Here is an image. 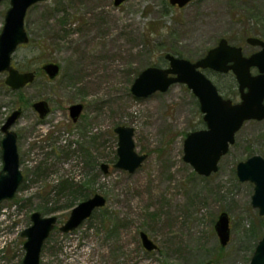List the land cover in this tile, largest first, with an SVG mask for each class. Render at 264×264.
Wrapping results in <instances>:
<instances>
[{
  "label": "rangeland",
  "instance_id": "rangeland-1",
  "mask_svg": "<svg viewBox=\"0 0 264 264\" xmlns=\"http://www.w3.org/2000/svg\"><path fill=\"white\" fill-rule=\"evenodd\" d=\"M9 8V0L0 4V34ZM25 27L30 41L13 63L36 80L13 91L0 73V140L7 118L22 109L13 130L24 176L15 197L0 205V264H22L21 234L35 212L58 218L40 264H250L264 216L252 206L255 185L241 182L236 169L264 157V121L246 122L218 171L202 176L184 161L187 136L205 128L192 91L177 83L137 98L131 87L147 68H168L166 54L196 62L222 38L255 51L247 38L264 40V0H193L183 8L169 0L119 7L114 0H47L28 10ZM46 63L60 64L56 79L42 70ZM205 74L224 97L239 101L232 74ZM39 101L50 108L44 119L33 107ZM74 104L84 105L77 123ZM118 126L134 128L136 152L148 156L132 174L113 167ZM102 164L110 166L107 174ZM95 194L106 205L73 232L60 231ZM224 212L230 240L222 247L215 226ZM141 232L158 249L147 251Z\"/></svg>",
  "mask_w": 264,
  "mask_h": 264
},
{
  "label": "water",
  "instance_id": "water-1",
  "mask_svg": "<svg viewBox=\"0 0 264 264\" xmlns=\"http://www.w3.org/2000/svg\"><path fill=\"white\" fill-rule=\"evenodd\" d=\"M4 0H0V4ZM5 22L0 34V73L6 74L5 84L13 91H18L33 84L36 80L34 71L22 72L13 63L17 49L29 43L25 19L28 10L40 2L47 0H9ZM127 0H114L119 7ZM193 0H169L172 6L185 7ZM248 42L253 45L264 42L250 37ZM168 68L149 67L138 76L131 87V92L137 98H147L157 92H167L177 83L185 84L198 98L200 110L204 115L207 128L190 133L184 142V161L189 163L199 175L210 176L218 171L219 161L235 143L236 134L250 120H264V50L249 58L245 57L242 49L229 45L226 39H221L219 45L211 49L207 55L191 62L171 54H166ZM251 67H258L260 73L252 76ZM204 69H212L222 73L232 71L238 81L241 100L233 103L224 99L216 85L203 73ZM44 73L54 80L61 71L58 63H46L42 66ZM247 90V91H246ZM34 109L41 119L46 118L50 108L46 101L34 104ZM84 110L83 104L70 107V117L78 122ZM22 109L15 110L1 127L4 137L0 141L3 168L0 172V205L12 200L24 176L20 170V157L17 145V134L12 130L22 115ZM118 136L117 157L115 169L130 174L139 169L147 159V155L136 152L135 129L118 126L114 129ZM105 174L110 166L102 164ZM237 175L241 182H252L255 192L252 196V206L264 216V157L254 155L237 165ZM106 205V198L95 194L92 198L75 207L67 222L60 228L63 233H71L88 220L93 213ZM32 225L26 228L21 236L24 243L25 256L22 264H40L41 252L45 241L57 224L56 216L44 217L35 212L31 216ZM222 247L230 240V219L227 213H222L215 226ZM143 247L154 251L158 246L145 232L140 233ZM205 264H212L207 262ZM250 264H264V237L257 245Z\"/></svg>",
  "mask_w": 264,
  "mask_h": 264
},
{
  "label": "flooded vegetation",
  "instance_id": "flooded-vegetation-1",
  "mask_svg": "<svg viewBox=\"0 0 264 264\" xmlns=\"http://www.w3.org/2000/svg\"><path fill=\"white\" fill-rule=\"evenodd\" d=\"M169 3H170V2H169ZM171 6H172V5H171ZM249 38H250V37H249ZM254 38H255V37H254ZM222 39H223V38H222ZM260 40L264 42L263 39L260 38ZM220 41H221V39H220ZM220 41H219V42H220ZM228 43H229V45H231V46H235V45L231 44L229 41H228ZM247 43H248L249 45H252V46H254L255 48H257L255 51H252L250 54H246V53L244 52L243 48H242V47H239V48L242 49V53H243V55H244L245 57H247V58H249V57H251V56H253V55H255V54H258V53H260V52H262V51L264 50V46H263L262 44H258V45L250 44V43L248 42V38H247ZM218 45H219V43H218ZM218 45H217V46H218ZM217 46H216V47H217ZM235 47H238V46H235ZM212 49H213V48H212ZM209 51H210V50H209ZM209 51H208V52H209ZM208 52H207V53H208ZM207 53H206V55H207ZM206 55H205V56H206ZM205 56H203L202 58H204ZM164 58H165V56H164ZM202 58H201V59H202ZM165 60H166V59H165ZM199 60H200V59H199ZM166 61H167V60H166ZM197 61H198V60H197ZM202 71H203L204 74H205L206 71H211V72H215V73H218V74H232V75L234 76L235 82H236V84H237V95L239 96V101L236 102V101H234V100L231 99V98L224 97V96L222 95V93L220 92L219 88H218L217 86H216V87H217V89H218L220 95H222V97H223L224 99H231V100L233 101V103H239V102H240V100H241V99H240V98H241V93H240V90H239V84H238V81H237V78H236L235 74H234L232 71H229L228 73H222V72H218V71H215V70H212V69H204V70H202ZM250 73H251L252 76H257V75H259L260 71H259L258 67H251V68H250ZM205 75H206V74H205ZM209 79H210V78H209ZM210 80H211V79H210ZM211 81H212V80H211ZM212 82H213V81H212ZM213 83H214V82H213ZM246 91H247V90H246ZM194 96H195V95H194ZM195 97H196V96H195ZM196 98H197V97H196ZM197 100H198V98H197ZM198 103H199V101H198ZM199 106H200V104H199ZM69 111H70V109H69ZM200 111H201V110H200ZM202 114H203V113H202ZM71 119H72V118H71ZM203 121H204V115H203ZM250 121H252V120H250ZM255 121H257V120H255ZM262 121H264V120H262ZM74 123H75V122H74ZM76 123H77V122H76ZM204 125H205V128H203V129H206L207 126H206V123H205V122H204ZM243 126H244V125H243ZM12 130H13V128H12ZM201 130H202V129H201ZM13 131H14V130H13ZM197 131H198V130H197ZM14 132H15V131H14ZM1 133H2V131H1ZM2 134H3V137H4V133H2ZM236 135H237V134H236ZM3 137H2V138H3ZM235 140H236V137H235ZM0 141H1V140H0ZM17 141H18V136H17ZM234 144H235V143H234ZM234 144H233V145H234ZM228 152H229V151H228ZM1 156H2V155H1ZM260 156H261V155H260ZM223 157H224V156H223ZM250 158H251V157H250ZM248 159H249V158H248ZM248 159H247V160H248ZM245 161H246V160H245ZM219 162H220V161H219ZM242 162H244V161H242ZM239 163H240V162H239ZM239 163H238V164H239ZM238 164H237V165H238ZM218 165H219V164H218ZM236 173H237V169H236ZM212 174H213V173H212ZM237 176H238V175H237ZM206 177H207V176H206ZM238 178H239V177H238ZM239 180H240V179H239ZM248 182H249V181H248ZM253 184H254V183H253ZM254 192H255V187H254ZM258 211H259V210H258ZM42 216H43V215H42ZM44 217H49V216H44ZM57 219H58V218H57ZM66 222H67V221H66ZM66 222H65V223H66ZM65 223H64V224H65ZM57 224H58V221H57ZM57 224L55 225V228H56ZM64 224H63V225H64ZM63 225H62V226H63ZM62 226H61V227H62ZM61 227H60V228H61ZM55 228H54V230H55ZM60 228H59V229H60ZM54 230H53V231H54ZM53 231H52V232H53ZM60 231H61V230H60ZM52 232H51V233H52ZM50 235H51V234H50ZM49 237H50V236H49ZM46 241H47V240H46ZM46 241H45V242H46ZM44 244H45V243H44ZM43 246H44V245H43ZM42 249H43V248H42Z\"/></svg>",
  "mask_w": 264,
  "mask_h": 264
},
{
  "label": "trees",
  "instance_id": "trees-1",
  "mask_svg": "<svg viewBox=\"0 0 264 264\" xmlns=\"http://www.w3.org/2000/svg\"><path fill=\"white\" fill-rule=\"evenodd\" d=\"M18 69L20 68V67H18V66H16ZM27 67H28V65H27ZM29 68V67H28ZM20 71H22V72H27V71H31V69H27L26 68V70H24V68L23 69H19ZM4 86V85H3ZM22 98V97H21ZM88 155H89V153H88Z\"/></svg>",
  "mask_w": 264,
  "mask_h": 264
}]
</instances>
